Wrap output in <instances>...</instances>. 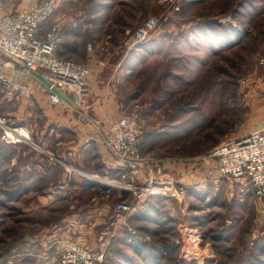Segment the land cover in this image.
I'll list each match as a JSON object with an SVG mask.
<instances>
[{"label": "rangeland", "instance_id": "obj_1", "mask_svg": "<svg viewBox=\"0 0 264 264\" xmlns=\"http://www.w3.org/2000/svg\"><path fill=\"white\" fill-rule=\"evenodd\" d=\"M43 1L0 0V6L16 3L11 9L15 11L19 3L21 9ZM56 4L48 26L58 25L61 43L63 35L71 34V22L77 21L83 33L80 43L91 40L88 50L99 53L105 68L117 62L118 51L122 53L119 63L130 73L121 79L119 116L140 121L142 156L147 160L134 178L131 170L123 172L120 160L107 148L121 172L112 183L138 190L125 188L131 193L121 195L83 190L85 196L108 199L112 207L107 219L120 224H113L103 238L105 228L98 225L95 233H86L84 242H73L102 252L103 264H264V197L255 194L249 180L222 175L217 161L207 157L221 143L260 130L264 0H56ZM153 18L156 27L141 37L140 29ZM92 21L106 25L91 29ZM61 57L88 65V83L94 68L90 59L82 54ZM87 83L64 93L80 92ZM115 119L98 125L103 142L100 128ZM161 176L184 185L186 197L180 201L144 193L149 180ZM6 198L7 190L0 188V264H40L34 255L13 256L17 249L27 252L24 228L30 230L33 224ZM119 202L135 207L122 215L115 210ZM129 227L139 236H133Z\"/></svg>", "mask_w": 264, "mask_h": 264}, {"label": "crops", "instance_id": "obj_2", "mask_svg": "<svg viewBox=\"0 0 264 264\" xmlns=\"http://www.w3.org/2000/svg\"><path fill=\"white\" fill-rule=\"evenodd\" d=\"M21 5L19 3L18 7ZM16 6L14 3L6 7L10 11L0 6V18L6 12L20 10H11ZM92 23L94 28L91 29H102L106 25V22ZM71 25V34L63 35L60 43V56L61 53L82 54L94 67L87 85L80 92L67 95L73 103L64 99L52 104L41 81L26 75L10 56L0 57V73L30 88L28 95L15 97L5 92L0 81V115L12 116L16 124L29 131L32 139L29 143L7 144L1 139L0 132V188L7 190L8 204L17 206L20 214L25 216L24 220L33 224L30 230L24 228L27 252L18 253L17 249L13 256L34 255L40 264H46L48 259L53 261L73 240L84 242L86 233H95L98 225L105 228V232H101L103 238L113 224H120L107 219L112 207L108 199L97 198L95 194L85 196L83 190L101 194L114 191L120 195L129 192L112 183L121 172L118 162L102 141L98 125L101 122L107 125L119 116L121 79L130 71L119 63L123 57L118 50L117 62L105 68L99 53L88 50L92 41L80 43L78 37L81 38L83 33L77 21H72ZM97 37L95 34L94 38ZM263 128L264 118L260 130ZM190 184L186 182V186ZM82 205L85 207L79 208ZM24 264L37 263L28 261Z\"/></svg>", "mask_w": 264, "mask_h": 264}, {"label": "built area", "instance_id": "obj_3", "mask_svg": "<svg viewBox=\"0 0 264 264\" xmlns=\"http://www.w3.org/2000/svg\"><path fill=\"white\" fill-rule=\"evenodd\" d=\"M56 5V0L36 2L0 18V57L10 56L26 75L41 81L52 104H58L63 99L54 88L63 92L80 89L90 75L88 65L59 55L60 29L56 24L48 26ZM156 23L155 18L148 21L146 28L140 29L138 34L145 37L156 27ZM90 49L93 47L90 46ZM0 81L6 93L11 96H26L30 92L28 85L5 74L0 73ZM100 129L105 145L120 160L123 172L131 170L134 178L141 174L147 160L142 156L140 121L132 116H119L107 128ZM0 130L2 140L7 144L32 142L29 131L16 124L12 116L0 115ZM207 157L217 161L222 175L249 180L255 194L264 197V128L221 143ZM149 182L151 185L143 184L146 194L159 193L182 201L188 193L184 185L172 178L161 176L159 180L151 179ZM125 188L131 189V185L123 186L122 189ZM131 190L137 191L138 188ZM134 207V203L119 202L115 210L124 215ZM128 231L133 236H139L133 227H129ZM104 259L102 252L71 242L58 252L53 260L57 263L50 260L46 264H103Z\"/></svg>", "mask_w": 264, "mask_h": 264}, {"label": "water", "instance_id": "obj_4", "mask_svg": "<svg viewBox=\"0 0 264 264\" xmlns=\"http://www.w3.org/2000/svg\"><path fill=\"white\" fill-rule=\"evenodd\" d=\"M54 90L63 98V99H66V100H69L70 102H72L68 96L61 90L57 89V88H54ZM73 103V102H72Z\"/></svg>", "mask_w": 264, "mask_h": 264}, {"label": "trees", "instance_id": "obj_5", "mask_svg": "<svg viewBox=\"0 0 264 264\" xmlns=\"http://www.w3.org/2000/svg\"><path fill=\"white\" fill-rule=\"evenodd\" d=\"M233 37H234V36H233ZM233 37H232V38H233ZM238 37H239V36H238ZM232 38H231L230 40H232ZM59 55H60V54H59ZM7 193H8V192H7Z\"/></svg>", "mask_w": 264, "mask_h": 264}, {"label": "bare ground", "instance_id": "obj_6", "mask_svg": "<svg viewBox=\"0 0 264 264\" xmlns=\"http://www.w3.org/2000/svg\"><path fill=\"white\" fill-rule=\"evenodd\" d=\"M150 190H154V189L150 188ZM190 250H191V249H190Z\"/></svg>", "mask_w": 264, "mask_h": 264}]
</instances>
